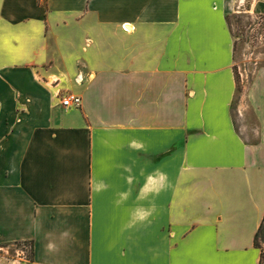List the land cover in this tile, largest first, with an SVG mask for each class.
Listing matches in <instances>:
<instances>
[{
    "label": "crops",
    "instance_id": "crops-1",
    "mask_svg": "<svg viewBox=\"0 0 264 264\" xmlns=\"http://www.w3.org/2000/svg\"><path fill=\"white\" fill-rule=\"evenodd\" d=\"M246 1L0 0V264H261Z\"/></svg>",
    "mask_w": 264,
    "mask_h": 264
},
{
    "label": "rangeland",
    "instance_id": "rangeland-1",
    "mask_svg": "<svg viewBox=\"0 0 264 264\" xmlns=\"http://www.w3.org/2000/svg\"><path fill=\"white\" fill-rule=\"evenodd\" d=\"M228 22L235 41V66L234 71L238 83L263 63L264 53V14L250 13V2L245 4L237 2L230 10ZM259 246L263 251L264 264V234L259 238ZM26 257L31 258V249L26 250ZM14 262V261H13Z\"/></svg>",
    "mask_w": 264,
    "mask_h": 264
},
{
    "label": "built area",
    "instance_id": "built-area-1",
    "mask_svg": "<svg viewBox=\"0 0 264 264\" xmlns=\"http://www.w3.org/2000/svg\"><path fill=\"white\" fill-rule=\"evenodd\" d=\"M61 104L64 108H68L71 106L80 107L81 106V98L77 97V96H69V97L63 99ZM262 264H263V261H262Z\"/></svg>",
    "mask_w": 264,
    "mask_h": 264
},
{
    "label": "trees",
    "instance_id": "trees-1",
    "mask_svg": "<svg viewBox=\"0 0 264 264\" xmlns=\"http://www.w3.org/2000/svg\"><path fill=\"white\" fill-rule=\"evenodd\" d=\"M263 234H264V223L261 225V227H260V229H259V231H258V233L256 235L255 245L257 247H259V238L263 237ZM262 259H263V257H262ZM261 264H262V261H261Z\"/></svg>",
    "mask_w": 264,
    "mask_h": 264
},
{
    "label": "clouds",
    "instance_id": "clouds-1",
    "mask_svg": "<svg viewBox=\"0 0 264 264\" xmlns=\"http://www.w3.org/2000/svg\"><path fill=\"white\" fill-rule=\"evenodd\" d=\"M138 215H139L140 219H144V214L143 213H138Z\"/></svg>",
    "mask_w": 264,
    "mask_h": 264
}]
</instances>
